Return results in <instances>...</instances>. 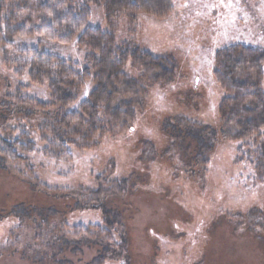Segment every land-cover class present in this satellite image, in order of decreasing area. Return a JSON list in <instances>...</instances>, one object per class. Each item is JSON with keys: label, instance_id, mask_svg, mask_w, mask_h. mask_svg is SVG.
Segmentation results:
<instances>
[{"label": "rangeland", "instance_id": "rangeland-1", "mask_svg": "<svg viewBox=\"0 0 264 264\" xmlns=\"http://www.w3.org/2000/svg\"><path fill=\"white\" fill-rule=\"evenodd\" d=\"M172 7L167 19L140 14L131 23L123 16L112 27L117 42L171 57L173 81L147 89L132 131L94 138L90 151L72 149L67 164L41 153L40 130L55 127L56 110L18 105L24 99L51 102L46 87L31 83L25 60L37 50L85 69L86 52L36 35L15 41L12 49L0 47V137L23 126L38 144V152L22 161L0 162V264H35L27 257L39 225L31 207L95 204L81 192L117 187L123 180L132 191L123 198L111 195L107 206L127 226L134 264H264V185L255 182L247 164L235 166L238 143L220 124L225 94L214 78L218 51L242 45L264 52V0H172ZM89 10L88 27L111 32L104 10ZM92 85H85L80 100ZM31 187L68 192L70 200L44 197ZM23 209L18 218L14 212ZM65 213L51 217L45 235L65 232L66 223L96 225L102 219L92 210ZM92 256L88 252L85 263Z\"/></svg>", "mask_w": 264, "mask_h": 264}, {"label": "trees", "instance_id": "trees-1", "mask_svg": "<svg viewBox=\"0 0 264 264\" xmlns=\"http://www.w3.org/2000/svg\"><path fill=\"white\" fill-rule=\"evenodd\" d=\"M83 1L84 6H68V0L0 1V47L12 49L15 41L36 35L61 45H76L86 52L89 67L85 69L37 50L30 51L29 61L25 60L31 83L46 87L51 102L24 99L18 105L26 103L44 113L56 110L55 127L44 125L40 130L41 153L54 163H70L72 149L90 151L89 142L94 138L111 139L132 131L143 110L147 89L167 85L175 76L171 57L159 58L136 44L117 42L112 27V22L123 16L131 23L140 14L167 19L173 14L172 0ZM94 6L104 10L111 32L88 27L89 8ZM214 63L215 81L225 94L218 109L220 124L230 134V140L238 143L235 166L247 164L253 169L255 182L264 185V52L233 45L218 51ZM129 73L138 74V78ZM89 82L93 88L80 100L81 91ZM12 100L8 97L6 103L12 104ZM37 152L38 144L23 126L0 137V162H19ZM126 182L81 192L95 204L80 206L76 201L75 205L76 202L65 205V209L31 207L39 225L33 239L34 250L27 257L35 264H134L127 226L120 214L107 206L111 195L123 198L127 189L132 191V187H124ZM31 188L44 197L70 200L68 192L64 195L48 187ZM72 210L97 211L101 222L73 226L66 223L65 232L53 235L49 230L45 235L51 217ZM21 212L26 210L14 214L20 218ZM88 252L93 256L85 263Z\"/></svg>", "mask_w": 264, "mask_h": 264}]
</instances>
